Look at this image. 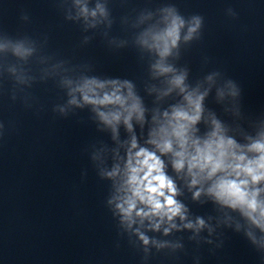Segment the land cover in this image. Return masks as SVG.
Masks as SVG:
<instances>
[{
    "label": "clouds",
    "instance_id": "obj_1",
    "mask_svg": "<svg viewBox=\"0 0 264 264\" xmlns=\"http://www.w3.org/2000/svg\"><path fill=\"white\" fill-rule=\"evenodd\" d=\"M87 11V9H84ZM95 15V13H93ZM199 18H195V23L188 30V35L185 40L191 38L192 34L196 32L199 27ZM184 21L179 17H173L172 23L166 33L165 47L162 54H167L168 52V41L174 46L179 40V32L181 27H183ZM162 72L170 71L168 68L161 67ZM183 77H177L175 83H182ZM203 97L197 98L196 105L199 109V101ZM87 99V96L85 97ZM119 100V97H116ZM108 100V97L105 98ZM132 111H139L137 105L132 106ZM177 118H187L195 121L198 119L196 117H187L183 112H177ZM131 118V111L129 116L125 119V123ZM119 116L115 115L112 120H118ZM107 121L108 118L105 117ZM111 122V121H108ZM130 127V125H129ZM219 128V125H217ZM177 136H182L183 126H180V130L175 133ZM232 141H227L228 145H232ZM135 146V143H133ZM219 148L224 147V142L221 140L218 145ZM157 148L161 153H167L172 151V144L169 140L165 139L162 143L157 144ZM210 148V146H209ZM251 151L259 153L258 157L249 161L246 166L237 165V169L248 174L251 177L253 183L259 182L264 179V143H256L252 145ZM178 159L174 161V168L179 171L184 167V153H175ZM221 156L224 155L223 151L220 153ZM135 160V166H133L132 160ZM243 160L244 157H240ZM189 170L192 168L199 167L201 170L210 167L209 176L216 173L218 170L224 167L222 160L214 159L211 155L210 150L201 152L198 149V154L188 162ZM128 173L125 185L122 187L121 191L124 192L122 197H118L120 200L116 207L120 210L126 220H131V216L134 210L137 208V204H143L148 207V211H137L136 215L141 217H151L159 216L161 218L167 217L171 220L174 216L181 215L182 217V205H180L175 200V195L177 194L176 187L173 181L165 174L164 165L162 160L156 156L155 153L148 152L147 150L141 149L134 158L129 159L128 163ZM238 171V175H239ZM111 175V174H110ZM196 181L193 180V184ZM248 180H222L218 185V191H216V196L221 199L224 203L229 204L232 207H240L244 214L264 231V204H261L257 199V192H249L247 190ZM198 195V193H197ZM199 224H203V221H199ZM159 227V225H155ZM191 227V225H188ZM145 244L148 243L147 239L141 237Z\"/></svg>",
    "mask_w": 264,
    "mask_h": 264
}]
</instances>
